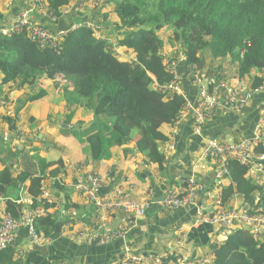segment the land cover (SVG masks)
<instances>
[{"label":"trees","instance_id":"1","mask_svg":"<svg viewBox=\"0 0 264 264\" xmlns=\"http://www.w3.org/2000/svg\"><path fill=\"white\" fill-rule=\"evenodd\" d=\"M2 1L0 26L6 22ZM85 2L90 9L78 12L80 25L65 29L55 50L40 49L26 32L0 35V95L8 99L11 92L24 91V97L17 100L14 117L6 119L10 133L15 131L16 118L25 105L46 98L48 92L40 87L41 80L67 83L80 109L97 117L92 127L82 132L91 161L108 160L112 147L122 148L124 156L138 154L143 162L155 164L161 174L165 156L160 148L169 140L170 126L185 103L182 96L162 91L173 80L164 62L165 53L182 50L186 65H200L204 58L209 59L213 68L204 82L215 76L230 83L245 81L250 88L261 85L264 0H83L82 4ZM70 3L45 2L49 13L58 19ZM123 52L135 56L136 61H123ZM212 63L222 64L219 74ZM102 127L107 128L106 133ZM254 153L264 155V144L256 145ZM58 171L46 176L54 178ZM246 174L244 166L230 162L226 177L230 182L227 187L223 185L222 205L238 194L253 210H259L254 200L263 191ZM44 179L25 172L13 176L5 167L0 174V197L7 188L12 191L17 184L30 180L29 191L36 199L42 193ZM55 186L63 192L61 184ZM65 201L64 211L77 209L68 204L67 197ZM18 206L16 201L7 202L4 216L18 217ZM50 207L44 205L46 210ZM55 226L56 220L50 216L38 219L36 233L48 237ZM217 229L227 232L223 243L213 249L214 264H264L263 238H254L238 224L229 230Z\"/></svg>","mask_w":264,"mask_h":264},{"label":"crops","instance_id":"2","mask_svg":"<svg viewBox=\"0 0 264 264\" xmlns=\"http://www.w3.org/2000/svg\"><path fill=\"white\" fill-rule=\"evenodd\" d=\"M70 1L71 3L61 10L64 16L57 18L56 21H52L49 17H42L34 5V0H3L1 10L5 21H13L20 11L34 8L32 11L34 23L58 33L72 26V22L77 23L79 11L90 9L89 2L82 4L83 0ZM54 22L59 23L54 24ZM174 55L179 76L180 96L186 97L195 105L199 87L194 82L193 73L188 65L184 61H179L176 54ZM120 58L130 62L135 59V56L123 52ZM203 60L196 66L202 80L206 81L213 67L209 59ZM212 64L218 69L222 68V64L220 66L216 63ZM40 82L42 83L40 87L45 88L48 94L43 100L24 106L19 116L23 123L29 125L24 138H18L13 130L10 133L11 126L6 123V119L12 118L14 114L17 100L24 97V91H13L8 95V99L0 95V174L6 167L12 171L13 176L22 172L33 178L45 176L41 190H47L49 197L55 203L58 201L60 203L59 208L54 206L47 209L48 216L56 220V226L48 237L37 235L38 242L30 238L25 227L18 228L13 244L0 252V264H55L59 260H66L70 264H106L122 256L123 243L119 240L104 246H101L96 239L78 242L68 237L69 234L82 230L75 222L68 232L65 231L66 220L60 214L63 202H66L65 197L69 205L77 206L75 211L81 218H88L89 226L94 223L93 207L82 200L72 187L80 171L92 172L102 178L104 187L101 195L104 197H111L115 185L119 183L123 184L131 199L136 202H141L147 195H151L152 201L144 219L129 234L127 240L134 252L139 255L151 254L155 257V260L150 259L145 264H160L157 259L161 260V264L162 261L164 264H173L182 257L190 259L211 257L213 249L225 240L227 231H221L206 222L197 220L196 207L205 208V211H208L207 206L215 202L217 193L213 180L214 165L209 160L201 159L204 142L208 138L228 143L251 139L258 119L260 120L264 112V91L256 95L251 104L239 113L217 109L207 120L201 135L193 133L191 113H188L177 124L175 151L167 155L165 170L160 174L158 167L155 164L143 162L142 156L138 154L124 156L122 148L112 147L108 160L91 161L86 151L88 144L84 142L85 137L82 136V132L92 127V121L97 117H94L93 113L87 109H80L79 102L71 96L73 88L67 86V83L64 85L54 80ZM235 83L236 85L243 83L246 88H250L245 81ZM2 92L3 89L0 86V94ZM31 119L33 122H30ZM105 129L107 130L106 127H102V131L106 133ZM173 131L174 126L171 125L170 135ZM24 140L26 142H23ZM23 144H28L29 147L22 146ZM133 144L131 143V146ZM163 146L164 144L161 148ZM48 163L53 165L44 168ZM56 170H59L56 177H50V172ZM190 176L195 177L203 187L196 197L197 206L174 212L167 211L162 205L163 191L165 188H180L183 181ZM229 182L228 179L225 180V187L229 185ZM55 183H62L63 192L57 191ZM10 190L12 191L7 188L0 197V224L7 202L21 200L23 203L18 206L21 209L27 208V203L30 201L35 203L34 207L37 208L47 204L42 198L43 193L33 199L29 191L30 180L23 184L19 183L15 189ZM238 203L241 205L242 200L239 199ZM254 205L264 212V192L256 196ZM224 207L228 208L229 204ZM107 216L111 219L109 226L113 229L119 228L122 213H110ZM179 229L182 230V234H178ZM181 235L184 236L183 245L176 248V241Z\"/></svg>","mask_w":264,"mask_h":264},{"label":"built area","instance_id":"3","mask_svg":"<svg viewBox=\"0 0 264 264\" xmlns=\"http://www.w3.org/2000/svg\"><path fill=\"white\" fill-rule=\"evenodd\" d=\"M46 0H34L35 7L39 10L42 17H49L52 21H56V17L49 13L45 4ZM98 3L99 0H94ZM32 11L34 8L25 9L19 12L13 21H6L0 26V35L11 36L26 32L31 41L35 42L40 49L55 50L58 42L65 35V31L54 33L33 21ZM87 27L92 28L89 24ZM179 61H186L185 53L182 50L167 55L164 54L165 65L168 71L173 75V80L162 88L163 92L169 94L181 95L178 88L179 76L176 71L175 55ZM136 59L133 60L135 62ZM193 73V80L198 85L197 103L194 105L189 99L185 100L182 112L173 121V134L169 140L161 148V152L165 156V162L168 161L167 155L174 152L176 148V127L177 124L188 113H191V127L196 135H201L203 127L208 119H210L217 109H225L235 113L241 112L247 108L253 98L264 91V72L262 75L261 85L257 88H246L243 83L231 86L223 79L213 76L207 82H204L199 74L196 65H188ZM219 74V69H218ZM14 116H12L13 118ZM26 123L22 122L18 116L15 121V134L18 138H24L28 129ZM23 142H26L24 140ZM201 154L202 160H209L214 165V182L217 187L215 202L205 208H200L196 204V197L202 191V185L199 184L195 177L190 176L180 188H165L163 191V207L174 212L180 209L196 207L197 220L206 222L211 226L229 230L234 225H242L248 229L254 238L264 239V212L261 210H253L251 206L244 202L241 195L235 194L229 201V207L222 205V190L226 177L229 172V164L236 161L247 169V177L254 182L264 192V155L254 153V148L258 144H264V112L255 127L254 136L251 139H243L238 142H218L215 139H206ZM150 164L149 162H145ZM62 185V183H60ZM74 191L78 196L88 202L94 210V223L89 226L88 218H81L72 207L67 211L61 210L60 214L66 220L65 231L70 230L71 225L75 222L82 230L69 234L68 237L76 239L78 242H89L96 239L101 246L112 241L119 240L123 243L122 256L114 260L108 261L106 264H145L148 260L155 257L151 254L139 255L134 252L127 243L129 234L138 226L139 222L144 219L147 209L149 208L152 197L147 195L136 202L131 199L129 192L122 183L116 184L112 196L107 198L101 195L104 183L102 178L92 172L80 171L76 175V180L72 184ZM42 198L47 202L46 205H52L56 208L60 207L59 201L55 203L50 197L47 190L42 189ZM239 199L242 203H238ZM22 201H16L17 205H22ZM27 208L19 210L18 217L12 214H6L0 224V252L11 246L14 242L15 233L18 228L25 227L34 242H38L35 229V222L38 219L48 216V210L43 207H34L33 202H28ZM215 207V209H213ZM122 213L119 220L120 226L117 229L111 228L109 225L111 219L107 216L110 213ZM178 234H182L179 229ZM184 236L181 235L176 241V248L183 245ZM161 264V260L157 259ZM55 264H70L66 260H59ZM162 264L164 262L162 261ZM173 264H214V257L207 256L203 258H186L175 261Z\"/></svg>","mask_w":264,"mask_h":264},{"label":"rangeland","instance_id":"4","mask_svg":"<svg viewBox=\"0 0 264 264\" xmlns=\"http://www.w3.org/2000/svg\"><path fill=\"white\" fill-rule=\"evenodd\" d=\"M100 1H102V0H100ZM114 20H116V18H114ZM71 25L72 26H75V25H77V23L76 22H72ZM72 26H70V27H72ZM218 65L220 66V64H218ZM228 84L231 85V86H234V87L236 86V83H230V82H228Z\"/></svg>","mask_w":264,"mask_h":264},{"label":"water","instance_id":"5","mask_svg":"<svg viewBox=\"0 0 264 264\" xmlns=\"http://www.w3.org/2000/svg\"><path fill=\"white\" fill-rule=\"evenodd\" d=\"M213 180H214V174H213ZM64 203H65V202H63V205H62V208H61V210H63V209H64Z\"/></svg>","mask_w":264,"mask_h":264},{"label":"clouds","instance_id":"6","mask_svg":"<svg viewBox=\"0 0 264 264\" xmlns=\"http://www.w3.org/2000/svg\"><path fill=\"white\" fill-rule=\"evenodd\" d=\"M136 59V58H135Z\"/></svg>","mask_w":264,"mask_h":264}]
</instances>
